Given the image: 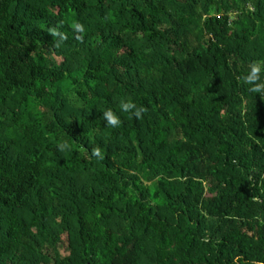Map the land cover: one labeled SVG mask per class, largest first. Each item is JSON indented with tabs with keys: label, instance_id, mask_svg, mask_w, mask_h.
Instances as JSON below:
<instances>
[{
	"label": "trees",
	"instance_id": "trees-1",
	"mask_svg": "<svg viewBox=\"0 0 264 264\" xmlns=\"http://www.w3.org/2000/svg\"><path fill=\"white\" fill-rule=\"evenodd\" d=\"M253 61L264 0H0V264H264Z\"/></svg>",
	"mask_w": 264,
	"mask_h": 264
},
{
	"label": "clouds",
	"instance_id": "clouds-1",
	"mask_svg": "<svg viewBox=\"0 0 264 264\" xmlns=\"http://www.w3.org/2000/svg\"><path fill=\"white\" fill-rule=\"evenodd\" d=\"M62 22L58 23L56 26L50 27L48 32L50 36L57 38L55 41V47H59L61 42L66 39L64 32L60 31L62 27ZM73 31L77 34V39H83V33L85 32V27L79 21L73 22L71 25ZM264 67V62L262 61H253L249 64V70L245 76L242 77V80L245 84L250 85L249 91L252 93L260 94L261 98L264 99V81H261L260 73ZM120 111L122 112H131L135 115L137 119L142 118V113L146 111L144 107H137V105L128 98L127 100L121 99L119 104ZM103 117L106 122V125L111 128H118L121 124L119 116L111 109H106L103 111ZM58 151H65L70 149V144L67 140H62L57 144ZM92 155L103 159V154L99 147L92 148Z\"/></svg>",
	"mask_w": 264,
	"mask_h": 264
}]
</instances>
